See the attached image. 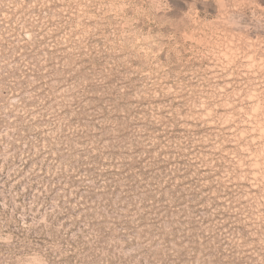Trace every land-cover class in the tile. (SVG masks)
Wrapping results in <instances>:
<instances>
[{"label": "rangeland", "instance_id": "obj_1", "mask_svg": "<svg viewBox=\"0 0 264 264\" xmlns=\"http://www.w3.org/2000/svg\"><path fill=\"white\" fill-rule=\"evenodd\" d=\"M0 264H264V0H0Z\"/></svg>", "mask_w": 264, "mask_h": 264}, {"label": "bare ground", "instance_id": "obj_2", "mask_svg": "<svg viewBox=\"0 0 264 264\" xmlns=\"http://www.w3.org/2000/svg\"><path fill=\"white\" fill-rule=\"evenodd\" d=\"M261 131V130H260Z\"/></svg>", "mask_w": 264, "mask_h": 264}]
</instances>
